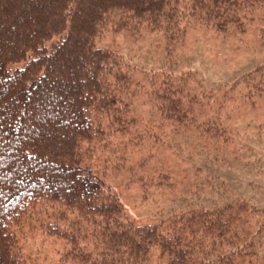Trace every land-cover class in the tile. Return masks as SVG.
I'll list each match as a JSON object with an SVG mask.
<instances>
[{
	"label": "trees",
	"instance_id": "1",
	"mask_svg": "<svg viewBox=\"0 0 264 264\" xmlns=\"http://www.w3.org/2000/svg\"><path fill=\"white\" fill-rule=\"evenodd\" d=\"M256 12L264 0H0V264H43L21 245L36 233L63 245L58 264H264V210L224 184H212V200L138 223L89 160L125 133L115 113L139 83L135 67L100 43L108 32L159 36L162 65L191 25L245 32ZM148 72L158 128L193 122L181 107L197 95ZM240 82L264 95V65Z\"/></svg>",
	"mask_w": 264,
	"mask_h": 264
},
{
	"label": "rangeland",
	"instance_id": "2",
	"mask_svg": "<svg viewBox=\"0 0 264 264\" xmlns=\"http://www.w3.org/2000/svg\"><path fill=\"white\" fill-rule=\"evenodd\" d=\"M111 33L100 43L118 50L135 67L132 73L139 83L115 113L122 127H127L125 133L111 137L110 145L92 153L89 160L107 184L119 187L136 222L159 221L194 198L210 199L212 184H224L235 200L241 197L263 211L264 95L250 96V87L240 81L264 65V14L253 13L245 32L232 27L222 33L191 25L173 61L164 59L162 65L159 36L144 29L135 37ZM148 71L174 87L185 86L184 93L191 98L197 95L198 101L191 104L180 97L188 101L181 108L190 112L193 122L158 128V95L153 93ZM207 128L221 136L215 138ZM161 174H169V182L164 181L173 186L159 185ZM219 198L226 200L224 195ZM21 245L28 256H39L43 264H58L64 251L59 241L40 233L23 239Z\"/></svg>",
	"mask_w": 264,
	"mask_h": 264
},
{
	"label": "snow or ice",
	"instance_id": "3",
	"mask_svg": "<svg viewBox=\"0 0 264 264\" xmlns=\"http://www.w3.org/2000/svg\"><path fill=\"white\" fill-rule=\"evenodd\" d=\"M34 58H43V51L42 50H37L36 52H35V55H34ZM85 99H87L86 97H85Z\"/></svg>",
	"mask_w": 264,
	"mask_h": 264
}]
</instances>
